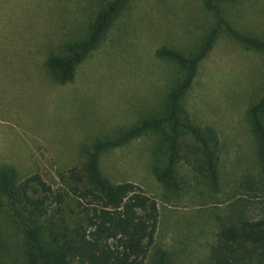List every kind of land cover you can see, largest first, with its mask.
<instances>
[{"label":"rangeland","instance_id":"1","mask_svg":"<svg viewBox=\"0 0 264 264\" xmlns=\"http://www.w3.org/2000/svg\"><path fill=\"white\" fill-rule=\"evenodd\" d=\"M107 2L0 0V168H14L19 179L39 173L58 187L59 173L84 161V146L160 112L177 66L156 50L190 53L213 24L202 0H129L73 79L57 82L48 59L83 37ZM226 9L239 29L264 34V0H235ZM263 96L264 53L221 35L185 96L193 122L218 133L217 190L182 164V189H166L152 168L154 134L100 156L109 179L133 182L158 202V227L143 264H153L159 250L169 264H207L220 223L264 216V173L247 114ZM0 244L7 264L21 261L24 241L1 210Z\"/></svg>","mask_w":264,"mask_h":264},{"label":"trees","instance_id":"2","mask_svg":"<svg viewBox=\"0 0 264 264\" xmlns=\"http://www.w3.org/2000/svg\"><path fill=\"white\" fill-rule=\"evenodd\" d=\"M128 1L108 0L83 37L67 43L63 55L48 59L49 71L57 82L73 79L77 65L97 47ZM233 1L202 0L213 24L197 48L190 53L169 46L156 50L158 57L177 66L162 110L112 139L96 138L84 146V161L59 173L60 186L53 187L39 173L19 179L14 168H0V210L24 241L21 261L11 259L8 264H143L158 227V202L133 182H113L99 167L105 151L142 135L158 138L152 168L166 189L172 193L182 189L178 175L182 164L217 190L218 133L210 125L193 122L185 96L221 35L264 53V34L245 32L232 23L226 5ZM247 114L264 173V96ZM3 252L8 250L0 244ZM0 260L7 264L5 256L0 255ZM153 264H169L167 252L157 251ZM207 264H264V216H236L220 223L208 248Z\"/></svg>","mask_w":264,"mask_h":264}]
</instances>
